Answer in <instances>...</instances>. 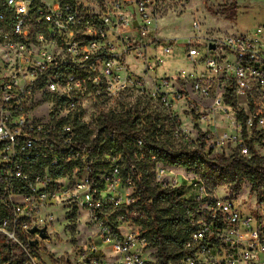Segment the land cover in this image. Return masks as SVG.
<instances>
[{
    "label": "built area",
    "instance_id": "1",
    "mask_svg": "<svg viewBox=\"0 0 264 264\" xmlns=\"http://www.w3.org/2000/svg\"><path fill=\"white\" fill-rule=\"evenodd\" d=\"M213 1L238 5L246 0ZM148 7L136 3L133 27L117 5L111 17L92 20L70 2L0 0V264H71L69 258L52 257L42 245L58 199L62 206L86 209L98 225L94 239L79 247L78 264H164L136 223L146 218L137 194L140 173L122 177L120 155L104 152L99 157V146L90 150L76 143L78 126L90 140L99 137L98 120L94 124L81 118L78 99L86 86H102L109 95L139 85L142 90L143 74H133L126 66L116 68L114 62L115 56L137 45V40L122 41L120 28L130 25L140 39L154 32ZM262 31L259 27L223 38L194 35L184 44L191 72L181 70L176 77L189 83V99L197 105L191 114L199 128L197 139L190 140L193 147L201 136L212 154L227 149L258 157L264 164ZM109 33L116 38L109 39ZM79 40H86L82 45L89 51L76 63ZM159 45L164 55L173 56L178 44L153 35L143 45L145 52L137 53L144 72L163 64L156 54L147 56L148 49L156 51ZM170 77L157 86H166ZM156 92L152 97L161 106H171L158 87ZM37 93H49L56 101L39 116L33 112ZM174 95L182 98V90ZM169 116L178 122L170 129L171 138L185 137L177 116ZM136 146L142 147L139 137ZM142 160L140 154L137 161ZM100 164L109 169L96 172ZM178 174L173 167L154 166V182L160 188L178 189L180 198L197 204L186 212L193 228L182 254L165 264H264V172L254 183L247 182L244 194L227 196L214 193L200 178L180 173L179 180ZM33 228H44L46 237L31 233Z\"/></svg>",
    "mask_w": 264,
    "mask_h": 264
},
{
    "label": "rangeland",
    "instance_id": "2",
    "mask_svg": "<svg viewBox=\"0 0 264 264\" xmlns=\"http://www.w3.org/2000/svg\"><path fill=\"white\" fill-rule=\"evenodd\" d=\"M137 2L150 4L147 10L152 13V27L155 30L148 37L140 39L136 36L134 29H130V25L120 28L118 30L120 39L122 41H126V39L137 40V45L133 46L125 55L115 56L117 61L114 63L116 68L119 65L121 67L126 66L128 71L133 74H143L142 90H140L141 85H139L121 89L116 95H109V92L102 86L93 88L88 85L85 87L83 96L78 99L82 107L81 118L84 121L95 124L96 120L99 123V119H102L106 114L111 115V113L133 115L136 111H139L141 116L158 115L164 117L170 114L172 116L176 115L185 137L173 140L174 147L177 148L179 144H182L191 148L193 147L191 141L197 139L199 128L198 124L195 125V121L189 113L187 105V100L191 98V91L187 90L189 89V83L176 77V75H180V70L190 68V65L184 60L187 59L184 55L186 50L184 44L187 41H191V37L194 35L204 38H223L227 35L241 34L246 31L250 32L259 27L263 29L262 36L264 38V28L262 26L264 25V0L238 2V10L232 19H226L224 15L218 14L222 9V4L213 0H73L78 13L92 20L111 17L113 8L117 5L124 11L126 21L132 23L133 27L136 24ZM153 35L161 42L177 41L178 45L174 49L176 55H164L161 52V45L156 47V51L148 49L147 56L153 57L156 54L157 59H162L163 64L155 69L144 72V66L141 65L137 53L145 52L143 45L150 42ZM108 38L114 40L116 36L109 33ZM68 39L69 36L65 37L63 42L68 41ZM79 41L81 45L86 43V40ZM118 43L115 42V45H118ZM98 44V46L102 45L101 43ZM117 49L118 52H121L120 46ZM58 50H60L59 47L56 48L57 52ZM88 51L87 46L82 45L74 53V61L76 63L84 61L82 57ZM60 57H64L63 52L60 54ZM175 59L178 60L171 62ZM150 60L153 61V58ZM98 68H101L100 64ZM116 71L122 74V69L118 68ZM174 73H176L175 76L173 75V77L169 78L166 86H157L159 80ZM157 87L160 93L166 95L167 101H170L171 106H168V108L161 106L158 99L152 97L157 93ZM180 90H182L183 97L178 99L174 95V92ZM34 100L37 102L33 111L36 116L41 115L44 110L54 107L56 104L54 97L49 93H37ZM218 130L222 131L221 128H218ZM223 151L225 154L230 152L227 149H223ZM218 154L217 152H213L212 155ZM173 168L179 173L177 175L179 180H181V174L190 175L191 178H199L195 173L186 172L179 167ZM206 183L214 193L220 196L233 194L228 189V185ZM247 188V182H243L239 193L241 195L244 194ZM59 201L60 199L57 200L56 205L52 208L53 222L48 229V239L42 242V245L46 253L52 257H66L71 260V264H78L77 253L79 247L88 240L94 239L98 225L86 209H74L70 206H62V204L58 203ZM247 213L249 212L243 211L244 215H247Z\"/></svg>",
    "mask_w": 264,
    "mask_h": 264
},
{
    "label": "trees",
    "instance_id": "3",
    "mask_svg": "<svg viewBox=\"0 0 264 264\" xmlns=\"http://www.w3.org/2000/svg\"><path fill=\"white\" fill-rule=\"evenodd\" d=\"M60 1L73 3V0ZM146 6L150 7V4ZM238 7L234 3L222 5L218 14L232 19ZM187 103L189 113L193 115L197 105L191 99ZM176 124V119L169 115L140 116L138 112L133 116L104 115L99 119V137L90 140L89 133L78 126L76 138V143L87 149L95 150L99 146V157L104 152H109L111 156L120 155L118 167L122 177L127 173H140V181H136L137 194L146 218L138 219L136 223L142 227V234L156 248V254L164 264L182 254V245L193 228L186 212L195 210L197 204L180 198L178 189L160 188L154 182L155 164L182 168L195 173L205 183L228 185L232 193L239 191L243 182L254 183L264 172L263 161L258 157L247 158L237 151L212 155L211 150L205 149L201 136L193 148L182 144L174 147L170 129ZM138 137L142 141L141 149L136 146ZM140 154L143 160L138 162ZM108 169V165L100 164L95 171L106 172ZM59 174L57 171L55 176Z\"/></svg>",
    "mask_w": 264,
    "mask_h": 264
},
{
    "label": "water",
    "instance_id": "4",
    "mask_svg": "<svg viewBox=\"0 0 264 264\" xmlns=\"http://www.w3.org/2000/svg\"><path fill=\"white\" fill-rule=\"evenodd\" d=\"M264 27V25H262ZM209 48L210 49H214V45L213 44H210L209 45ZM31 233H34V232H38L40 234V237L41 238H45L46 235H45V229L44 228H41V229H36V228H33L30 230Z\"/></svg>",
    "mask_w": 264,
    "mask_h": 264
},
{
    "label": "crops",
    "instance_id": "5",
    "mask_svg": "<svg viewBox=\"0 0 264 264\" xmlns=\"http://www.w3.org/2000/svg\"><path fill=\"white\" fill-rule=\"evenodd\" d=\"M186 51V50H185ZM175 55H176V53H175ZM184 55L186 56V52L184 53ZM178 59H175V60H173V61H171V62H174V61H177ZM189 65H190V68L189 69H191V62L188 60V59H184ZM189 69H184L185 71H187V72H191V70H189ZM172 70H173V68H172ZM181 71V70H180ZM176 72H178V71H176ZM175 74L176 73H174V74H170V75H168V77L169 76H175ZM188 91H189V89H188ZM191 94V93H190Z\"/></svg>",
    "mask_w": 264,
    "mask_h": 264
}]
</instances>
